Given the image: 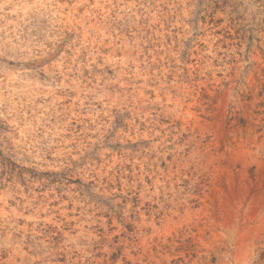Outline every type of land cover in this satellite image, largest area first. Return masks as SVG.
Masks as SVG:
<instances>
[{
    "label": "rangeland",
    "instance_id": "374dc122",
    "mask_svg": "<svg viewBox=\"0 0 264 264\" xmlns=\"http://www.w3.org/2000/svg\"><path fill=\"white\" fill-rule=\"evenodd\" d=\"M0 264H264V0H0Z\"/></svg>",
    "mask_w": 264,
    "mask_h": 264
}]
</instances>
